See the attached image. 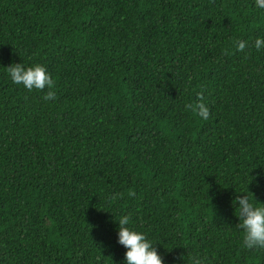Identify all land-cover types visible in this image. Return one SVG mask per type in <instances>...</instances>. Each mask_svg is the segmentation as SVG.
<instances>
[{
  "label": "trees",
  "instance_id": "1",
  "mask_svg": "<svg viewBox=\"0 0 264 264\" xmlns=\"http://www.w3.org/2000/svg\"><path fill=\"white\" fill-rule=\"evenodd\" d=\"M257 38L256 0H0V264H125L124 215L163 264H264L232 203L264 204Z\"/></svg>",
  "mask_w": 264,
  "mask_h": 264
},
{
  "label": "clouds",
  "instance_id": "2",
  "mask_svg": "<svg viewBox=\"0 0 264 264\" xmlns=\"http://www.w3.org/2000/svg\"><path fill=\"white\" fill-rule=\"evenodd\" d=\"M256 6L264 9V0H256ZM235 45L237 51L243 52L247 47V41L237 40ZM254 47L257 50L264 48V39L257 38ZM7 72L14 84L22 85L28 91L34 89L43 91L47 88L48 91L43 97L45 101L57 98L54 91L55 82L44 66L37 64L25 68L22 64H14L7 67ZM197 101L194 104H186L185 109L191 110L202 119H207L210 113L202 94L197 97ZM249 178L251 182L254 179L250 176ZM133 195L135 193L130 191L129 196ZM116 199L115 195L111 197V201ZM232 203L234 206L239 205L235 211L239 220L237 227L243 231V246L247 249H264V204L256 202L252 194L251 199L249 196L238 195ZM130 220L129 215H124L118 220V243L127 249L124 254L125 264H163L154 244L144 234L129 227ZM189 264H205V260L199 255H193L189 257Z\"/></svg>",
  "mask_w": 264,
  "mask_h": 264
}]
</instances>
